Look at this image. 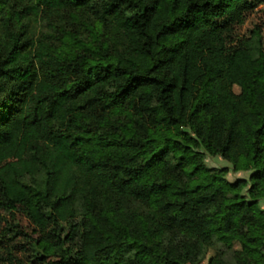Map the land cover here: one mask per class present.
<instances>
[{
	"label": "trees",
	"instance_id": "trees-1",
	"mask_svg": "<svg viewBox=\"0 0 264 264\" xmlns=\"http://www.w3.org/2000/svg\"><path fill=\"white\" fill-rule=\"evenodd\" d=\"M263 3L0 0V264H264Z\"/></svg>",
	"mask_w": 264,
	"mask_h": 264
},
{
	"label": "rangeland",
	"instance_id": "rangeland-1",
	"mask_svg": "<svg viewBox=\"0 0 264 264\" xmlns=\"http://www.w3.org/2000/svg\"><path fill=\"white\" fill-rule=\"evenodd\" d=\"M261 25L262 37L264 39V3L257 6L251 12L243 25L238 29L240 35H246L249 28L254 24ZM249 84L240 88L234 86V91L238 93L237 100L227 99L221 90L219 80L210 83V90L215 94L214 107L221 112H230L233 108L237 109L240 117V128L238 135L241 141L246 142L249 139L254 113L248 105L249 98H252L254 104L262 111H264V93L261 89V76L258 72H252L248 75ZM208 164L230 165L227 161L220 158H207ZM244 175L247 177V172H237L236 174L228 173V177Z\"/></svg>",
	"mask_w": 264,
	"mask_h": 264
}]
</instances>
